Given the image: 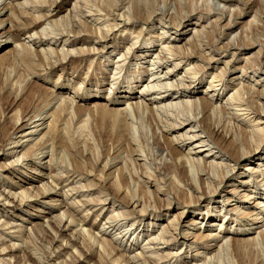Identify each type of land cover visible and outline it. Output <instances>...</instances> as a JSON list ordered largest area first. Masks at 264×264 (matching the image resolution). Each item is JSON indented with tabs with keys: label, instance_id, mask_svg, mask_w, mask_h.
Returning <instances> with one entry per match:
<instances>
[{
	"label": "rangeland",
	"instance_id": "rangeland-1",
	"mask_svg": "<svg viewBox=\"0 0 264 264\" xmlns=\"http://www.w3.org/2000/svg\"><path fill=\"white\" fill-rule=\"evenodd\" d=\"M192 9L199 13L190 14ZM118 13L130 20L128 27L115 28L119 22L114 15ZM109 25L115 30L108 33L107 42L100 40V34L91 36L90 28L109 29ZM198 34L199 49L190 42ZM234 43L237 50L231 47ZM163 46L176 48L191 59L186 58L188 61L168 74L175 61ZM194 70L200 71L197 77ZM216 75L223 77L224 90L219 96L208 89ZM170 84L176 86L166 92ZM235 87L245 88L251 94L245 99L250 97V106L260 110L257 106L264 103L258 98L259 91L264 90V0H0V193H12L16 201L22 192L29 190L34 195L22 209L0 201V226L6 225L0 229L1 246L16 245V250L24 248L34 258L28 259L27 254L17 251L12 254L13 259L8 254L4 261L48 264L46 257L50 252L67 246L59 255L60 260L54 258L52 263L63 264L66 258L72 264L74 258L64 255L82 251L78 244L80 248L75 252L71 244L76 230L84 229L104 241L112 239L123 249L118 253L123 259L139 258L143 253L145 257L175 256L160 264H264V241L260 238L264 233V144L262 153L252 152L237 163L233 160L236 156L231 150L232 141L242 143L240 128L251 127L232 111L222 109ZM153 88L155 92L151 93ZM207 98L221 111H207L204 115L200 109L191 113L181 106L175 110L174 106L166 114L161 111L158 116L155 112L172 102L182 105L192 101L200 105ZM137 105L144 106V115L143 111L139 115ZM132 106L136 115L128 121L125 115L118 118L111 111L113 117L101 115ZM178 110H183V115ZM175 113L183 119L191 114L197 117V133L203 129V120L207 135H212L225 153L211 154L213 157L207 162L234 168L224 182L213 181L211 170L206 167L205 175L199 176V188L194 189L187 171L177 170V156L172 155L171 149L177 148L179 158L190 151L188 147L171 145V139L185 135L193 124L173 130L170 127L178 118ZM37 115L48 117L43 128L53 125V135L41 144L38 142L46 130L40 136L24 138L23 143L31 140L19 144L16 152L26 157L33 155L28 161L31 169L24 165L10 168L15 154L9 155L7 145L36 131L33 128L40 118L34 120ZM33 146L37 153L31 155L33 149L29 148ZM247 148L248 143L244 142L243 149ZM252 150L254 147L248 149ZM235 152L241 156L238 149ZM207 154L192 156L196 159ZM105 165H110L109 170ZM38 167L41 174L35 170ZM219 173L223 177V172ZM149 174L153 179L148 180ZM51 177L62 178L55 196L38 197L37 190L44 183L50 184ZM120 179L122 187L111 186V180L118 183ZM135 189L140 192L143 205L147 203L153 209L145 216L140 217L138 209L133 214L129 199L124 198ZM114 190H120L122 195L114 194ZM168 199L173 200L170 207ZM63 205L77 223L85 221L82 226L60 232L59 243L54 244L35 234V228L61 214ZM121 212H131L133 218L120 219ZM172 225L179 230H169ZM188 232L192 238L185 240L183 236ZM160 236H166L164 240L169 243L163 244L162 240L158 246L149 244ZM255 237L260 239L257 248L241 242L233 244L234 240ZM78 242L83 245L81 240ZM216 254H220L218 259ZM105 262L111 264L109 257L96 253L87 264ZM135 264L145 262L136 259Z\"/></svg>",
	"mask_w": 264,
	"mask_h": 264
},
{
	"label": "bare ground",
	"instance_id": "bare-ground-1",
	"mask_svg": "<svg viewBox=\"0 0 264 264\" xmlns=\"http://www.w3.org/2000/svg\"><path fill=\"white\" fill-rule=\"evenodd\" d=\"M89 1V0H88ZM96 2H101L102 0H95ZM166 1H168V0H163V2L165 3ZM176 1H178V2H180V0H176ZM184 1V0H183ZM225 2V1H224ZM181 3H183V2H181ZM201 7V6H200ZM85 8V7H84ZM86 9V8H85ZM100 10V9H99ZM120 11V10H119ZM118 11V12H119ZM112 12H113V10H112ZM111 12V13H112ZM103 13V12H102ZM116 13V12H115ZM190 14L192 13H199L198 11H196V10H194V9H192L190 12H189ZM92 14V13H91ZM108 14H110V13H108ZM257 15V14H256ZM101 16V15H100ZM115 16V20L116 21H118L119 23H117V24H115V28H118V27H128L129 26V21L126 19V17L124 16V14L123 13H118V15H114ZM188 16V15H187ZM95 18H96V16H95ZM254 18L256 19L257 18V16H254ZM132 19V18H131ZM254 19V20H255ZM75 20V19H74ZM88 20V19H87ZM94 20V19H93ZM100 20V19H99ZM136 20V19H135ZM161 20V19H160ZM162 21H163V19H162ZM219 21H221V20H219ZM86 22H88V21H86ZM135 22V21H134ZM112 26V25H111ZM105 27V26H104ZM107 27V26H106ZM110 27V25L108 26V28ZM112 27H114V26H112ZM176 27H178L177 25H176ZM115 29H113V28H109V29H93V28H90V31H91V36H93V35H96V34H100L101 35V38H100V40H103V42H107V38H109L108 37V35L112 32V31H114ZM109 33V34H108ZM163 34H164V32H163ZM165 35V34H164ZM166 35H168V34H166ZM201 35V34H200ZM200 35L198 34V35H194L193 36V40H191L190 42L191 43H193V44H195L196 45V47L199 49V47H200V45H199V42H200ZM196 36V37H195ZM195 37V38H194ZM208 38V37H207ZM158 39H160V38H158ZM205 41H207V39H204ZM160 41V40H159ZM189 42V43H190ZM189 43L187 44V45H189ZM193 44H190L191 45V47H193V46H195V45H193ZM204 44H206V43H204ZM193 45V46H192ZM175 47V46H174ZM173 47V48H174ZM231 47L232 48H235L236 47V44L234 43V44H232L231 45ZM170 47H168L167 48V46H163L162 47V49H167V52H168V55H170L171 57H173V60L175 61V63L173 64V67H169V69L170 70H168L169 72H168V74H170V73H172V71L175 69V68H177V67H179V66H181L184 62H185V60H187V59H191V58H188V57H184V56H182V53H180L179 52V50L178 49H172V48H170ZM161 49V50H162ZM238 49V47L237 48H235V50H237ZM164 53H165V50H164ZM165 58H167V57H165ZM187 58V59H186ZM193 58H194V56H193ZM160 60V59H159ZM211 60H213V58H211L210 57V61ZM163 61V60H162ZM168 61V60H167ZM188 61V60H187ZM166 62V61H165ZM159 62H156V63H154V64H158ZM168 63V62H167ZM228 65V64H227ZM191 70V67H190V69L188 70V71H190ZM196 77L198 76V74H200V71H196V70H194L193 72H192ZM186 74H187V72H186ZM190 75H188V77H189ZM200 76V75H199ZM151 77L153 78V77H155V75H151ZM194 78V77H193ZM212 80V82L211 83H209L208 84V89H210V92L209 93H213V95H217V96H219V94L221 95V93L223 92V90L224 89H222L224 86H223V77L222 76H219V75H216V76H214V77H212L211 78ZM181 79H179V81H180ZM183 80V79H182ZM156 80H154L153 82H155ZM204 80H201V83L202 84H204ZM194 83V82H193ZM174 86H176V85H169L168 87H167V90H166V92H170V90L173 88ZM199 86V85H198ZM219 86H221V88L220 89H218V87ZM157 87H159V86H157ZM146 88V87H145ZM156 89V88H155ZM157 89H159V88H157ZM162 89V88H161ZM160 89V90H161ZM175 89H178L177 87L176 88H174V90ZM154 91V88H153V90L151 91V93ZM157 91V90H156ZM150 92V91H149ZM155 92V91H154ZM160 92V91H159ZM163 92H164V90H163ZM234 94H232V96L229 98V99H227L226 101V106L225 107H222V109L224 110V111H232L233 113H234V116L235 117H237V118H242V120H245V121H248L247 123H250L251 124V127H250V130H244L243 128H240L241 129V133H242V140L240 139V141L242 142V143H238L237 142V140L236 141H232L233 142V144H232V146H231V150H232V152L233 153H235V156H236V159H233V157L231 156V155H229V159L231 158V159H233V160H235L236 161V163L238 162V161H241L242 159H244V158H246L247 156H249L252 152H253V154L252 155H255V154H257V153H262V148H261V146L264 144V103H262V99L264 100V90H262V91H259V99H261L260 101V104H259V106H257V107H259L260 108V110H255L254 108H255V105H251L250 106V97H248V98H246L245 99V96L246 95H250L251 96V94L248 92V91H246L245 90V88H237V87H235L234 88ZM165 93V92H164ZM160 94V93H159ZM160 95H162V94H160ZM172 95V94H171ZM212 95V94H211ZM225 95V94H224ZM223 95V96H224ZM161 97V96H160ZM163 97V96H162ZM161 97V98H162ZM165 97V96H164ZM163 97V98H164ZM167 97H169L168 95L166 96V98ZM215 97V96H214ZM224 97H226V96H224ZM224 97L222 98V99H224ZM208 99V98H207ZM177 100V99H176ZM208 100H210V102L208 101ZM207 101L205 100H201V103H200V105L199 104H197V103H191V102H187V101H185L184 103H182V105H180L179 103H175V105L173 104V100L170 102L171 103V105H165V107H163V108H160L159 110L157 109V111L155 110V112H156V114L158 115L161 111L164 113L165 112V114L166 113H169L171 110H172V107H174V108H176L175 110H177L180 106V108H185V110L186 111H190L191 113L192 112H194V111H196V110H198V109H200V111H201V113L202 114H204V115H206V112L207 111H211L212 113H216V111H218L219 109L218 108H215L214 107V103H213V100L212 99H208ZM151 101V100H150ZM162 103V102H161ZM142 104V103H141ZM173 104V105H172ZM143 105V104H142ZM141 105V106H142ZM140 105H137L135 108H136V110H137V112L138 113H140L139 115H141V111H143L142 113H143V115L145 114V109H144V106H142L141 107ZM191 107V108H190ZM135 108H133V106L132 107H130V108H128V110H127V108L126 109H123V111L122 112H119L118 110L117 111H112V110H109V109H106V108H102L101 110H103V111H108L109 110V113L108 112H105L104 114H101V115H103V117H107L108 115H111V113H112V115L114 114V115H117L118 116V118H119V116H121V115H125L124 117H126L125 119H126V121H128L129 119H131V117H135V115H136V110H135ZM147 108V107H146ZM179 108V109H180ZM100 110V109H99ZM100 110V111H101ZM124 110H126V111H124ZM150 110V109H149ZM184 110V109H183ZM183 110H178L179 112H182ZM222 110V111H223ZM110 111H111V113H110ZM173 111V110H172ZM177 111V112H178ZM219 111H221V110H219ZM175 112V111H174ZM190 112H187V113H190ZM103 113V112H102ZM149 113V112H148ZM151 113V112H150ZM153 113H154V111H153ZM185 113V112H184ZM172 114V113H171ZM175 114H177V113H175ZM111 115V116H112ZM152 115V114H151ZM173 115V114H172ZM178 115V114H177ZM182 115H183V112H182ZM182 115H180V116H182ZM211 115V114H210ZM218 115V114H217ZM222 115V114H221ZM142 116V115H141ZM159 116V115H158ZM166 116V115H165ZM169 116H170V114H169ZM37 117H40L39 118V120L37 121V122H35L34 124H35V127L33 128V129H36V131H33V132H28L22 139H20V140H15V141H11V143H9L8 145H7V148H6V150H7V152L8 153H10L9 155H13V154H15L14 155V161L13 162H11L10 163V168L11 167H14V166H16V165H24V166H26L27 168H29V169H31V167H30V165H31V163H29L28 161H29V159H31L30 157H32L33 155L32 154H35V152L36 151H34V146H36L38 143H42L43 142V140H46L47 138H49V137H51V135H53L52 134V130H54L53 128H50L51 126H53V125H51V126H49L48 128L49 129H47V127L46 128H43L44 127V125L46 124V122H47V119H48V117L47 116H45V117H43V115H37L35 118H34V120L37 118ZM113 117V116H112ZM111 117V118H112ZM154 117V116H153ZM174 117V116H173ZM192 117V114L189 116H187V119H183V118H179V115H178V118L176 117L175 118V120H173L174 122L173 123H176L175 125H173L172 127H170V128H172L173 130H179V129H181V128H183L184 127V124H193L192 126H191V128L189 129V130H187L186 131V133H185V135H180V136H175L174 138H172L171 139V142H170V144L171 145H176V146H178V147H180V148H184V147H188L189 148V153H187V154H184V156H182V157H180L179 158V153H178V151H177V148H172L171 149V153H172V155H175V156H177V165H178V169L177 170H180V169H184V170H186L187 171V173H188V175H189V177H190V184H191V186H192V188H194L195 189V187L197 186L198 188H199V176H204L205 175V170L204 169H206V167H208L210 170H211V173H212V179H213V181H215V179L216 180H218V181H222L223 180V182H224V179L225 178H227L228 176H229V174L231 173H233L234 172V168L232 169V168H228V166L226 167L224 164H222V163H214V162H212V160L210 161V162H207L208 161V159H210V158H212L213 156H210L211 154H218V153H223V154H225L224 152H223V150L219 147V145L217 144V143H215V141L212 139V135H207V133H209L208 131H207V133H206V131L204 130V125H203V120H201L200 121V123H201V125L203 126V129H201L198 133H200V134H198L197 133V131H195L196 129H198V128H200V126H199V122H197V120H196V118H191ZM232 117V116H231ZM30 118H32V117H30ZM115 118V117H114ZM186 118V117H185ZM213 118V117H212ZM228 118V117H227ZM236 118V119H237ZM128 119V120H127ZM30 120V119H29ZM33 120V121H34ZM106 120V119H105ZM115 120V119H114ZM167 120V119H166ZM165 120V121H166ZM170 120H171V118H170ZM120 121V120H119ZM161 121H164L163 119L161 120ZM199 121V120H198ZM115 122H117V121H115ZM125 122V121H124ZM157 122H159V121H157ZM167 122V121H166ZM241 123V122H240ZM246 123V122H245ZM166 125V124H165ZM117 126V125H116ZM249 127V126H248ZM55 128V127H54ZM17 129H20V127L18 128L17 127ZM16 129V130H17ZM171 129V130H172ZM46 130V131H45ZM214 130H216V127H214ZM220 130V128H218L217 127V131H219ZM244 130V131H243ZM41 131H45V133L43 134V136H42V138H40L41 140L38 142V143H36L33 147H31V148H29V150L31 149H33L32 151H31V155L32 156H30V157H26L24 154H20V155H18L17 154V148H18V146H19V144H21V145H23V144H25L26 142H29L31 139H28L26 142H22V140L24 139V138H28V137H30V136H36V135H38V136H40L41 134H40V132ZM177 132V131H176ZM129 133V132H128ZM40 134V135H39ZM203 134H206V137L205 138H203L202 137V135ZM17 135V134H16ZM240 138H241V136H240ZM51 139V138H50ZM147 141V140H146ZM45 142V141H44ZM244 142L245 143H248V148H247V151L246 150H244L243 149V145H244ZM47 143V142H46ZM48 143H49V141H48ZM137 143V142H136ZM20 145V146H21ZM40 146V145H39ZM42 147V146H41ZM44 147V146H43ZM171 147V146H170ZM173 147V146H172ZM250 147H254V150H252V151H248V149H250ZM37 148V147H36ZM35 148V149H36ZM40 148V147H39ZM239 150L240 151V153H241V156H239L235 151L236 150ZM36 150H38V148L36 149ZM194 150H198L197 152H195V153H191L192 151H194ZM217 151V152H215L214 153V151ZM53 152V151H52ZM201 152H206V153H208L205 157H203V158H200L199 156H197L196 157V159L192 156L193 154H196V155H198L199 153H201ZM37 153V152H36ZM39 155H43V152L41 153V154H39ZM228 155V154H227ZM36 156V155H35ZM251 156V155H250ZM41 159V157H38L37 159ZM208 158V159H207ZM44 159V158H43ZM214 159H216V158H214ZM44 165V164H43ZM106 166V165H105ZM104 166V167H105ZM145 166L147 167L148 165L147 164H145ZM44 167V166H43ZM48 167V166H47ZM149 167V166H148ZM82 168V167H81ZM108 168H110V165H108V166H106L105 167V169H108ZM39 167H38V169H35L36 170V172H39L40 174L42 173L41 171H39ZM46 169V168H45ZM149 169V168H148ZM109 170V169H108ZM150 170V169H149ZM157 170V169H156ZM77 171H78V169H77ZM220 171H222L223 172V177H220L219 176V172ZM149 172V171H148ZM148 172H146V174H148ZM151 172V171H150ZM204 174V175H203ZM43 175V174H42ZM45 177V176H44ZM154 177V176H153ZM156 177V176H155ZM53 180H51V183L49 184H43L42 185V188L41 189H38L37 190V192H39V195H38V197H41V198H44V199H46V198H50V197H54L55 196V193H56V187H58L59 186V184L61 183H59V179H62V178H60V177H51ZM221 178V179H220ZM116 179H118V178H116ZM150 179H153L152 178V175H150L149 174V178H148V180H150ZM34 180V179H33ZM44 180V179H43ZM42 180V181H43ZM35 181H36V179H35ZM112 182H111V186H117L118 188H120V186L122 187V185H123V180L122 179H120V181L118 182V183H116L117 181H114V180H111ZM109 182V181H108ZM187 182V181H186ZM244 186V185H243ZM160 189V188H159ZM159 189H157V191L158 192H160L159 191ZM164 189V188H163ZM26 191V190H25ZM115 191V193L114 194H116V193H118V195H122V194H120V190H114ZM209 191H210V195H211V197H214V193L215 192H213L214 190H213V188H209ZM212 191V192H211ZM4 192V191H3ZM40 192H42V193H40ZM23 194L22 195H20V197H19V199H18V201H16V198L14 197V195L12 194V193H0V198L2 199H0V201H3V203L5 204V205H7V206H14V207H18V208H20V209H22L21 207L22 206H28L29 205V199L31 198V199H34V195H33V193H31L29 190L28 191H26V192H22ZM148 194V193H147ZM61 196H68V195H61ZM122 197V196H121ZM128 197V198H127ZM125 199H129L128 200V204H129V206L132 208V211L134 212L133 214H137V209H138V214H139V216L141 217V216H143L144 214H146V212L147 211H149V210H151L152 208H150L151 206L150 205H148L147 203L145 204V205H143V203H142V199L140 198V192H138V190H136L135 189V191H132V192H127V194H126V196L124 197ZM150 198V197H149ZM249 199L251 198V197H248ZM112 199V198H111ZM122 200V199H121ZM150 200H151V198H150ZM203 200V199H202ZM106 201V200H105ZM115 201V200H114ZM147 201V200H146ZM173 200L172 199H168V201H167V204H168V207H170V206H172V204H173V202H172ZM56 202V201H55ZM87 205H89L88 203H87ZM56 206V205H55ZM83 206H85V205H83ZM90 206V205H89ZM118 206H120V204H118ZM128 206V207H129ZM264 206V205H263ZM113 207H115V204H113ZM6 208V207H5ZM54 208V206L52 207V209ZM56 208V207H55ZM7 210V209H6ZM62 210V212H61V214H59V215H57L56 217H54V218H49V219H47V221H45V222H43V224H41V226L42 227H40V228H35V234H37V235H42V237L44 238H46V239H51V241H52V243L54 244V242L55 243H59V239L61 238V235L59 234L60 232H63V233H66L67 231H69L74 225L77 227V226H82V224L81 223H83V222H85V221H83V222H76L75 220H74V218L72 217V215H71V213H70V209H68L66 206H64L63 205V208H61L60 209V211ZM152 211H153V209H152ZM115 213V212H114ZM152 213V212H151ZM132 213L131 212H125L124 214H122V212H121V215H118L119 217H120V219H128V220H130V219H132L133 218V216L131 215ZM181 214V213H180ZM179 214V215H180ZM184 214V213H183ZM209 216H210V214H208ZM145 216V215H144ZM184 216V215H183ZM118 217V218H119ZM257 217H258V215H257ZM114 218H116L117 219V217H114ZM259 218V217H258ZM119 219V220H120ZM180 219H181V216H180ZM262 219V218H261ZM260 219V220H261ZM54 220V221H53ZM226 220V219H225ZM259 220V221H260ZM118 221V220H117ZM180 221V220H179ZM181 221H182V219H181ZM180 221V222H181ZM121 222V221H120ZM255 222V221H254ZM110 223V222H109ZM125 223V222H124ZM259 223V222H258ZM193 224H197L196 222L195 223H193ZM45 225H46V227H45ZM84 225V224H83ZM122 225H123V223H122ZM125 225V224H124ZM123 225V226H124ZM133 225V224H132ZM117 226V225H116ZM128 226V225H127ZM178 226H180L179 224H178ZM5 228L6 227V225H1L0 226V229L1 228ZM112 227V226H111ZM120 228V227H119ZM116 229V228H115ZM169 230L171 229L172 231L174 230L175 232L177 231V230H179V228L177 227V226H175V225H172L170 228H168ZM168 230V231H169ZM4 231V230H3ZM59 231V232H58ZM166 231H167V229H166ZM247 231H250V230H247ZM115 232V231H114ZM170 232V231H169ZM262 232V231H261ZM14 233V232H13ZM168 233V232H167ZM21 234V233H20ZM30 234V233H29ZM166 234V233H165ZM249 234H254V233H248V235ZM26 235H28V232L27 233H25L24 235H21V237H24V236H26ZM169 235H170V233H169ZM186 235V236H185ZM185 235L183 236L184 237V239L186 240H190L192 237H191V235H190V233L188 232V235H187V233H185ZM260 235V234H259ZM126 236H127V233L126 234H124V236H123V238H126ZM20 237V236H19ZM18 237V238H19ZM161 238H159V240H156L157 242H154V243H149L150 245H161L162 244V240H163V244H166V242H165V237L166 236H160ZM172 237V236H171ZM191 237V238H190ZM195 237V236H194ZM53 238V239H52ZM204 238V237H203ZM203 238H201L202 240H203ZM206 238V237H205ZM208 238L209 237H207V240H208ZM257 237H255L254 239L252 238V239H245V240H234V242H233V244L235 245V244H238L239 242H241L240 244H244L243 246H246V245H250L251 247H255V248H257V246H259V238H257ZM260 238L262 239V241H264V233H261V236H260ZM79 240H81V242H83V245L86 247H84V250H83V245H82V243H81V245H80V243L78 242ZM105 239L103 238L102 239V237L101 238H99V236L98 235H94V234H91L90 232L88 233V231H86V230H84V229H80V230H76V232H75V236H74V239H73V243L71 244V247H72V249H74L75 250V252H78V250H79V248L80 247H78V244H79V246H82L81 247V249H82V251H79L78 252V256L74 253L73 255H70V253L68 254V252L64 255V256H68V257H70L71 259H73V262H72V264H87V262L90 260V257H92L93 255H95L96 253H99L100 255H105V256H107V257H109V259H110V261H111V264H135V262H136V259H141V260H143L144 262H145V264H160L162 261H164V262H166V261H168V260H173L174 258L173 257H175L174 255H167L166 257H164V256H161V257H159L158 255H157V257H145V255L143 254V253H141V257H139V258H127L126 257V259H123L122 257H120L119 256V254L118 253H120V252H122V250L119 248V246H116L115 244H114V241L111 239L110 241H104ZM153 240H154V238H153ZM170 240V239H169ZM205 240V239H204ZM169 243V241L167 242V244ZM171 244V243H170ZM219 244V243H218ZM2 244L0 243V246H1ZM213 246V245H212ZM228 246L229 245H226L225 247H227L225 250H227L228 251ZM240 246V245H239ZM238 246V247H239ZM221 247V246H220ZM16 248H17V246L16 245H12V246H10V247H7V246H1L0 247V257H2V258H0V264H12L10 261H7V262H5L4 260H5V258L3 259V257H5V256H7L8 254L9 255H11L10 256V258L11 259H13L14 257H12V254L13 253H15V252H17V251H22V252H24L25 254H27V252H26V250L24 251V248H20V247H18V248H20L21 250H16ZM58 248V247H57ZM68 247L66 246L65 247V249H67ZM243 248V247H242ZM65 249H60L59 248V250L58 251H53V252H50V254L46 257V259H47V262L46 263H48V264H54V263H52V261L54 260V258H57V259H59L60 260V256L59 255H61V253H63L64 251H65ZM85 249H87V250H85ZM154 250H156V249H154ZM158 251V250H157ZM156 251V252H157ZM237 251H241V250H239V249H237ZM244 251V250H243ZM70 252V251H69ZM223 252V251H222ZM242 252V251H241ZM155 253V252H154ZM225 253V252H224ZM222 254V253H221ZM248 254V253H247ZM74 255H76L75 257H74ZM122 255V254H121ZM217 255V254H216ZM215 255V256H216ZM218 255H220V254H218ZM218 255H217V259H218ZM73 256V257H72ZM124 256V255H123ZM181 256V255H180ZM222 256V255H221ZM35 257V256H34ZM45 257V256H44ZM170 257H172L171 259H169ZM27 258L28 259H32L33 258V256L32 255H28L27 254ZM34 259V258H33ZM104 259H106V258H104ZM154 259H157V260H154ZM214 259V258H213ZM64 260V262H63V264H69L68 263V259H63ZM108 261V260H107ZM139 261V260H138ZM103 262V261H102ZM213 263H215V262H213ZM104 264H110L109 262L107 263V262H105Z\"/></svg>",
	"mask_w": 264,
	"mask_h": 264
}]
</instances>
